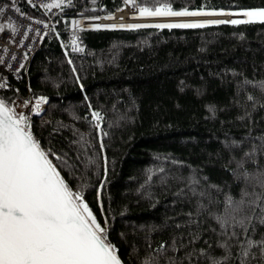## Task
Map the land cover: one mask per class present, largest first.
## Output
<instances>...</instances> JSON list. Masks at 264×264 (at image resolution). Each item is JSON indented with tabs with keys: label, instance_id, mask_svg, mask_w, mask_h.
<instances>
[{
	"label": "trees",
	"instance_id": "16d2710c",
	"mask_svg": "<svg viewBox=\"0 0 264 264\" xmlns=\"http://www.w3.org/2000/svg\"><path fill=\"white\" fill-rule=\"evenodd\" d=\"M153 2L137 0V4ZM170 2L177 8L198 7L205 0ZM206 2L212 7H228L233 3L264 6V0ZM123 3L124 0H95L93 6L92 0H73L64 7L63 15L55 6L45 9L52 20V30L30 57L20 77L0 69L9 85L0 90V98L12 102L20 93H30L29 85L32 93L48 96L44 111L31 118L32 130L43 146L66 153L69 161L80 168L84 167L80 161L85 157L83 149L77 155L81 146L74 143L79 140L75 129L92 141L87 154L95 155L98 164L96 171L90 169L85 177L88 185L85 199L94 211L99 207L94 198L100 188L98 181L104 178L103 155H107V184L101 189L100 199L104 214L114 217L110 239L117 244L125 264H140L134 250H139L141 258L147 250V226H160L150 234L152 247L175 232H184L187 239L189 229L175 225L188 218L185 214L194 210L197 199H203L209 210L224 211L226 194L240 198L245 181L230 171L236 163L229 162L232 153L224 141L241 139L249 128L254 136L264 132V106L257 105L250 120L238 119L245 108L251 109L252 104L264 101V93L258 86L243 83L245 77L250 81L264 80V22L162 29L151 24L139 29L85 28L76 32L84 51L73 49L71 20L81 15L82 8L84 15L101 16L106 15L105 8L115 13L122 9ZM31 13L45 16L40 9ZM68 56L77 69L75 73L73 65L67 62ZM77 75L80 81L76 80ZM80 83L85 86L83 90ZM85 92L93 108H102L105 117L101 127L108 135L103 136V150L99 147L100 132L90 123L91 110L84 100ZM85 112L89 113L87 119L83 118ZM249 144L233 146L232 152L240 157ZM259 160L264 165V156ZM246 167L251 171L255 166L248 162ZM62 174L68 178L67 170ZM190 174L196 177L195 186L205 196L200 197L199 191L192 193L188 185ZM69 182L76 184L75 180ZM141 185L144 188L136 191ZM179 188H183L184 196L177 194ZM149 189L157 200L144 196ZM247 190L253 191L252 183ZM255 191H261L258 185ZM97 214L100 215L98 211ZM199 220L205 231L196 247H208L203 239L207 237L212 253L222 254V248L215 243L217 235L211 230L219 229L216 220L207 211ZM261 232L264 225L257 222L256 238ZM120 233H124L123 237ZM200 264L208 261L201 260Z\"/></svg>",
	"mask_w": 264,
	"mask_h": 264
},
{
	"label": "snow or ice",
	"instance_id": "6c2138e0",
	"mask_svg": "<svg viewBox=\"0 0 264 264\" xmlns=\"http://www.w3.org/2000/svg\"><path fill=\"white\" fill-rule=\"evenodd\" d=\"M27 3L33 4V0H27ZM72 3L73 0H48L39 7L51 9L55 6L56 9L61 10L60 15H63L64 7ZM92 4L96 6L95 0H92ZM126 5H131L134 9L129 13L132 17L226 15L233 18L227 20L218 18L169 19L135 23L123 22L121 17V22L84 23L82 21H99L100 17L84 15L85 9L82 8L79 18L71 20L73 49L84 51L80 47L81 41L77 39L76 32L85 28L139 29L151 24L162 29L174 26L239 25L255 21L264 22V6H240L233 3L228 7H212L208 6L205 0L198 7L184 5L177 8L170 0H154L151 5L137 4V0H124L121 8ZM9 6L20 13L17 3L12 0L10 5L5 4L0 7V14H3ZM105 11L108 18H114L113 11H107L106 8ZM21 15L26 14L21 13ZM29 19L35 20L38 17L33 16ZM5 23L12 32L17 30L14 21H5ZM40 23L47 31L49 22L40 20ZM0 27L3 26L0 25ZM27 27L31 28L32 24L29 23ZM36 31L39 32L40 29L37 28ZM24 35H27V31ZM56 35L59 36L60 33L57 32ZM26 56L27 53H25V58ZM67 62L73 65L71 56L67 57ZM23 65L24 61L21 60L20 67L22 68ZM8 66L11 67L10 64ZM15 71L19 72L20 68ZM72 71L74 73L77 71L74 65ZM6 79H0V85L8 88ZM80 79L77 75L76 80L80 81ZM243 83L258 86L261 93H264V80L250 81L245 77ZM79 87L82 90L85 88L83 83H80ZM16 91L19 92L18 89ZM29 91L30 97L20 101L30 108L28 113L17 111L16 100L9 102L7 99L0 98V264H125L119 254L117 244L110 239L111 221L114 217L104 214V204L100 199L101 189L107 184V155H103L104 178L98 181L100 188L96 189L94 198L99 204L97 211L100 215L98 216L97 211H94L85 199V189L88 187L85 177L90 169L96 171L98 164L95 155L87 154V148L92 141L86 138L85 133L75 129L79 140L74 143L81 146L77 149V155L79 156L80 151L84 150L85 158L80 161L84 165L83 168H80L74 161L70 162L66 153L56 152L51 146H43L32 130L31 113L44 111L41 105L48 101L49 97L32 93L30 85ZM249 98L256 99L252 96ZM32 100L35 102L32 103ZM84 100L91 110L90 123L100 132L99 147L103 150L105 148L103 136H107L108 133L101 127L105 120L102 108H93L86 92ZM257 105L264 106V101L252 104L251 109L245 108L244 114L238 119L244 120L247 117L250 120L252 111ZM209 107L213 109L212 114L215 116L214 107L211 105ZM88 116L89 113L85 112L83 118L87 119ZM76 119H81V117L76 116ZM246 142H250L249 146L243 149L240 157H237L232 152L233 146L241 147ZM224 145L232 153L229 162L235 161L236 163V167L230 171L237 179L243 178L245 181V187L241 188L240 198L237 200L226 194L224 211L209 210V205L205 204L203 199H197L194 210H189L185 214L188 218L178 221L175 225L176 228L187 227L189 229L187 239L184 238V232H175L169 239L161 240L155 247H152L150 234L160 226H147L149 233V236L145 238L147 250L142 258L139 250H134L137 258L140 259V264H185V262L186 264H200V261L204 259L208 261V264H237V262L238 264H264V232L256 238L257 222L264 225V165H261L259 160L260 156H264V132L254 136L252 128H249L241 139H226ZM248 162L254 164V170L250 171L246 167ZM224 166L227 167V164ZM63 170H67L68 178L62 174ZM70 180L76 181L75 186L69 182ZM197 183L196 177L190 174L188 185L191 186L192 193L196 194L199 191L200 197L205 196L204 191L196 188ZM249 183L253 185L251 192L247 190ZM257 185L261 189L260 192L255 191ZM211 187L219 186L211 185ZM143 188L144 185H141L136 191L139 192ZM143 194L150 200L158 199L150 189ZM177 194L184 196L183 188L177 189ZM205 211L219 225V229H211L217 235L216 245L222 248V254L218 256L212 253V244L207 237L203 239L208 247H196L205 231L200 228L201 221L199 220ZM192 225H196V228ZM140 227L145 228L146 226L140 225ZM120 235L123 237L124 233Z\"/></svg>",
	"mask_w": 264,
	"mask_h": 264
},
{
	"label": "built area",
	"instance_id": "2783aa9c",
	"mask_svg": "<svg viewBox=\"0 0 264 264\" xmlns=\"http://www.w3.org/2000/svg\"><path fill=\"white\" fill-rule=\"evenodd\" d=\"M81 1H91V0H81ZM12 0H0V7H3L5 4L10 5ZM18 7L20 8V13L16 12V10L11 9L9 6L5 9L3 14H0V69L6 72L13 73L17 77H20L23 73V69L26 67L27 62L30 57L35 53V51L40 47L44 37L52 30V20L51 18L45 14V9L39 7L40 4L48 2V0H33V4H28L27 0H15ZM42 10L45 16L40 17L33 13L31 10ZM122 11H127L126 16H122L120 11L116 12L115 18H102L101 22H116L121 21V17L123 20H126V17L129 15V11H131V6L126 5V7ZM24 13L26 15H21ZM38 17V19L32 20L29 17ZM40 20L48 21V30L45 31V26L40 23ZM5 21H14L17 30L12 32L11 29L7 27V23ZM32 24L31 28H28V24ZM39 28L40 31L37 32L36 29ZM25 31H27V35H24ZM11 37V38H9ZM35 37V39H33ZM23 40V43H21ZM32 45V47H29ZM25 53L27 56L25 58ZM24 61V65L21 68L20 62ZM11 65L9 67L8 65ZM20 68V71L17 72L15 69ZM0 70V79L6 78L4 72ZM7 82V80H6ZM3 85H0V90L3 88ZM20 97H30V93L27 94H19ZM45 104H42L41 107L44 108ZM34 113H31V117Z\"/></svg>",
	"mask_w": 264,
	"mask_h": 264
},
{
	"label": "rangeland",
	"instance_id": "374dc122",
	"mask_svg": "<svg viewBox=\"0 0 264 264\" xmlns=\"http://www.w3.org/2000/svg\"><path fill=\"white\" fill-rule=\"evenodd\" d=\"M131 6V5H130ZM125 8V7H124ZM133 7L131 6V11H133ZM129 11V13L131 12ZM117 12V11H116ZM115 12V14H116ZM95 17H100L99 21H82L84 23H88V22H101L102 18H108L107 15H101V16H95ZM75 18H79V17H75ZM115 18V16H114ZM126 21L125 22H135V23H145L146 21H156V20H169V19H208V18H218V19H230L233 17L230 16H226V15H200V16H183V17H132L130 15H128V17H126ZM239 18V17H236ZM111 19V18H108ZM109 23V22H106ZM20 95H18L16 97V101H17V111H25L26 113L30 112V108L28 106L23 105L22 103H20V101H22L24 98H28V97H20ZM32 103H34L35 101L32 100Z\"/></svg>",
	"mask_w": 264,
	"mask_h": 264
},
{
	"label": "bare ground",
	"instance_id": "6f19581e",
	"mask_svg": "<svg viewBox=\"0 0 264 264\" xmlns=\"http://www.w3.org/2000/svg\"><path fill=\"white\" fill-rule=\"evenodd\" d=\"M122 16H126L127 15V11H120V13Z\"/></svg>",
	"mask_w": 264,
	"mask_h": 264
}]
</instances>
